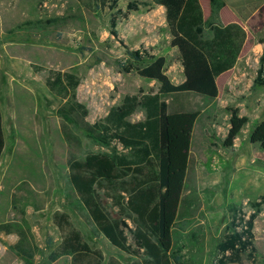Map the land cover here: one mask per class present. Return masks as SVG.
Instances as JSON below:
<instances>
[{"label": "rangeland", "instance_id": "1", "mask_svg": "<svg viewBox=\"0 0 264 264\" xmlns=\"http://www.w3.org/2000/svg\"><path fill=\"white\" fill-rule=\"evenodd\" d=\"M133 1L141 3L139 10L127 17L120 15L118 35L113 34V16L118 10L125 12ZM200 1L207 28L238 23L247 32L236 68L219 80L218 98L188 97L190 105L201 110L192 133L194 166L185 192L192 197L194 208L191 217L177 223L175 238L185 246L189 264H217V244L230 221V206L241 205L249 216L254 211L251 202L264 195V150L250 140L253 128L264 120V85L254 83L264 52L259 42L264 37V0ZM117 2L115 9L112 0L106 6L98 0L7 4L16 16L15 28L28 29L10 36L54 45L37 52L42 63L35 66L44 68L37 71H43L46 78L50 69L72 71L80 77L77 99L88 108L86 120L90 123L105 118L127 94L158 90L157 81L124 71L131 50L147 49L165 56L172 81L179 84L184 79L178 49L170 43L163 7L142 4L152 0ZM39 96V106L34 97H26L27 106L17 107L13 116L10 112L6 123V149L0 162V224H8L13 231L0 232V264H25L15 250L21 229L29 230L38 246L35 264H72L68 255L51 260L64 235L55 222L57 212L68 214L73 227L104 253L106 263L115 258L121 264H132V256L95 230L76 202L68 178L69 158L83 159L89 152L109 148L89 137L78 122L79 114L68 111L71 97L62 98L49 89ZM232 109H238L249 121L234 144L227 146ZM5 111L8 114L7 108ZM145 118V111L139 110L130 120ZM107 206L114 209L109 199ZM255 234L252 259L244 255L241 263L230 264H264V205L256 219Z\"/></svg>", "mask_w": 264, "mask_h": 264}, {"label": "trees", "instance_id": "2", "mask_svg": "<svg viewBox=\"0 0 264 264\" xmlns=\"http://www.w3.org/2000/svg\"><path fill=\"white\" fill-rule=\"evenodd\" d=\"M107 5L109 0H98ZM113 9L117 0H112ZM146 6L165 8L166 24L172 47L178 49L185 80L176 84L167 74V58L151 54L147 49L129 51L123 64L126 72L159 84L156 92L127 94L114 105L105 118L94 123L86 120L89 110L77 99L80 77L72 71L50 69L48 89L62 98L71 97L68 111L78 113L85 133L109 151L89 152L83 159L68 160L69 183L76 202L83 208L95 230L120 251L134 258L132 264H189L185 246L175 238L177 223L192 216L194 201L186 192L190 170L192 133L201 110L194 109L189 96L215 100L219 96L218 77L232 69L247 39L238 23L212 24L208 28L200 0H152ZM141 3L129 2L127 10H118L112 19L116 31L120 15L127 17L139 10ZM264 45V37L260 39ZM35 70L44 69L35 66ZM264 85V52L254 79ZM144 110L146 118L130 117ZM249 118L232 109L230 129L225 140L232 146ZM250 140L264 150V120L253 128ZM6 149L3 115L0 108V161ZM112 201V208L107 206ZM264 205V195L251 202L254 211L248 216L241 205H231V218L226 232L217 244V264L241 263L243 256L253 257L255 226ZM55 222L64 232L59 251L51 260L68 255L72 264H121L115 258L106 263L104 253L93 248L82 232L73 227L69 216L55 214ZM12 233L8 224H0V232ZM20 237L15 250L25 264H35L38 251L31 232L17 231Z\"/></svg>", "mask_w": 264, "mask_h": 264}, {"label": "crops", "instance_id": "3", "mask_svg": "<svg viewBox=\"0 0 264 264\" xmlns=\"http://www.w3.org/2000/svg\"><path fill=\"white\" fill-rule=\"evenodd\" d=\"M9 2L25 3V0H0V108L3 115L5 137L9 113L11 112L13 116L17 107L27 106L26 97H34L36 99V107L37 105L39 106L41 91H44V93L48 91L45 74L43 71L35 70L34 65L42 63V59L38 58V51L45 49L47 45L54 46L43 41L30 43L28 37L21 38L19 36L20 38H15L10 36L12 34H22L23 30L28 29H25V26L15 28L16 16L8 10L7 4ZM163 9L165 11L164 7ZM253 18L251 19L254 22ZM236 66L218 77L219 94L220 78L232 71ZM5 108L8 109V114H6Z\"/></svg>", "mask_w": 264, "mask_h": 264}]
</instances>
